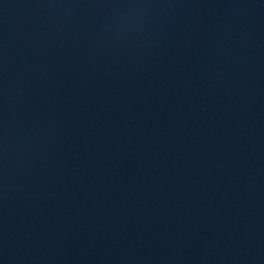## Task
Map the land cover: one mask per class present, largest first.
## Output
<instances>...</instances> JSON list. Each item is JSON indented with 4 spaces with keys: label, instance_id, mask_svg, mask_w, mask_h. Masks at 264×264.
Wrapping results in <instances>:
<instances>
[{
    "label": "water",
    "instance_id": "1",
    "mask_svg": "<svg viewBox=\"0 0 264 264\" xmlns=\"http://www.w3.org/2000/svg\"><path fill=\"white\" fill-rule=\"evenodd\" d=\"M0 264H264V0H0Z\"/></svg>",
    "mask_w": 264,
    "mask_h": 264
}]
</instances>
